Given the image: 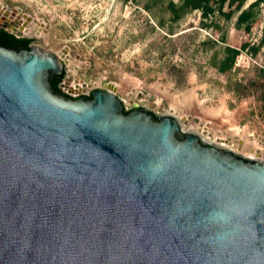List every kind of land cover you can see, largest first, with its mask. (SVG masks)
<instances>
[{
	"label": "water",
	"instance_id": "1",
	"mask_svg": "<svg viewBox=\"0 0 264 264\" xmlns=\"http://www.w3.org/2000/svg\"><path fill=\"white\" fill-rule=\"evenodd\" d=\"M27 45L0 42V264H264L263 157L110 83L68 96Z\"/></svg>",
	"mask_w": 264,
	"mask_h": 264
},
{
	"label": "rangeland",
	"instance_id": "2",
	"mask_svg": "<svg viewBox=\"0 0 264 264\" xmlns=\"http://www.w3.org/2000/svg\"><path fill=\"white\" fill-rule=\"evenodd\" d=\"M167 2L168 0H0V6H6L7 10L21 8V12L30 17L31 23L42 24V36H24L40 40L48 50L57 55L65 48L67 71L76 80L92 84L94 89H106L108 83L114 85V92L124 100V108L128 106L129 110L146 106L160 111L165 106V100L184 99V103L189 101L188 92L183 98L174 92V89L187 84L189 77L184 74L185 67L178 66L184 59L177 50L184 43L178 37L167 36L161 31L158 37L151 34L146 22H156V17L153 12L141 8L166 6ZM146 31H149L148 37ZM158 40H164L163 66L167 68L165 76H159L164 78V84L160 87L164 102H161L160 107L157 100L160 96L149 87V83L158 76L146 71L147 67L157 63L154 46L158 44ZM262 44L259 42L258 46ZM185 47L186 45H181V49ZM259 55L253 54L255 62L245 56L237 57L238 74L231 79L235 93L248 95L261 88L264 74H260L258 70L262 68L259 64H264V58ZM260 77L262 79H258ZM205 78L211 85L213 79L217 81L218 77L206 75ZM208 91L205 90L201 96L204 105H209L216 98V91ZM259 119L222 126L206 117L199 124L209 121L207 125L213 135H232L235 146V140L244 138L263 150L264 137L259 135H264V116ZM195 124L198 125L193 120L191 125L200 127Z\"/></svg>",
	"mask_w": 264,
	"mask_h": 264
},
{
	"label": "crops",
	"instance_id": "3",
	"mask_svg": "<svg viewBox=\"0 0 264 264\" xmlns=\"http://www.w3.org/2000/svg\"><path fill=\"white\" fill-rule=\"evenodd\" d=\"M192 2L196 4L192 6ZM263 2L264 0H187L186 3V0H168L166 6H141L143 10L153 12L156 17V22H146L151 34L158 37L161 31L167 36L178 37L184 43L181 45H186L183 49L179 45L177 51L184 59L178 66L185 67L184 74L189 76L188 81L180 89H174V92L182 98L188 92L189 101L184 103V99L165 100L163 106L166 110L171 109L178 116L187 114L193 120L201 122L209 117L222 126L249 123L251 119L256 121L264 116V82L260 84L259 91L253 90L248 95L235 93L231 85L232 77L239 70L236 66L239 54L235 50L242 48V44L250 45L249 36L253 29L263 24L260 7ZM169 3L173 6H168ZM148 33L146 31L147 37ZM163 37L165 40V36ZM262 38L263 44L253 47L256 48L255 56L261 54L264 58V32ZM164 40H158V44L154 46L157 63L146 70L158 76L149 83L152 92L160 96L159 98L155 94L158 106L164 102L160 94L164 78L159 76H165L167 71L163 66ZM258 71L264 74V68H259ZM206 75L218 77L217 81L213 79L210 85ZM212 86L216 87L210 89ZM205 90L216 91V98L209 105H204L201 99ZM231 96H235V99Z\"/></svg>",
	"mask_w": 264,
	"mask_h": 264
},
{
	"label": "bare ground",
	"instance_id": "4",
	"mask_svg": "<svg viewBox=\"0 0 264 264\" xmlns=\"http://www.w3.org/2000/svg\"><path fill=\"white\" fill-rule=\"evenodd\" d=\"M0 22H6L7 24H9L8 27L12 30H15L16 32L18 31L19 35L25 34V35H32V36L40 37L44 34L42 24L31 23L30 17L26 16L23 12L19 13V10H7L4 7L0 6ZM60 55H62L64 59L67 58L66 54L61 53ZM71 68L72 67L70 66V69ZM69 82H70V79L67 80L66 87L69 90H71L72 92H75V91L80 92L81 90H84V89L86 90L90 86L89 84L84 85V82L76 80V88L74 90L73 89L74 87H72L69 84ZM112 86L114 89H116V87L114 85H112ZM183 116H184L185 120L187 121V124H186L187 126L191 125L193 123V119L190 116H188L186 114ZM194 121H196L197 124L199 125V121H197V120H194ZM198 125H196V126H198ZM205 128H207V127H205ZM203 131L206 134L205 138L208 139L209 133L207 132L206 129H203ZM215 138L218 139L219 142H225V141L226 142H233L234 141V138L232 135H230V136L216 135ZM235 144L237 146V149H232V150L238 151V149H239L240 151L242 150V152L246 151L247 155L250 157H256V156H259L260 154H264V150L260 149L259 147H257L254 144H250L244 138H240V139L235 140Z\"/></svg>",
	"mask_w": 264,
	"mask_h": 264
},
{
	"label": "built area",
	"instance_id": "5",
	"mask_svg": "<svg viewBox=\"0 0 264 264\" xmlns=\"http://www.w3.org/2000/svg\"><path fill=\"white\" fill-rule=\"evenodd\" d=\"M261 18H262V20H263V24H261L260 26H258V27H256V28H254L253 29V31H252V33H251V35L249 36V44H250V46H253V45H257L260 41H261V39H262V37H263V32H264V2L261 4ZM205 33L206 34H208L209 35V32H207V31H205ZM25 35V34H24ZM24 35H21V36H19V35H16V36H18V37H26V36H24ZM29 38V37H28ZM59 56V58L61 59V61H62V64H63V67H64V75H63V77H62V79L59 81V86L61 87V89H62V92L64 93V94H66V95H68V96H71V97H73V98H76V97H80V96H89L91 93H92V91H94V90H96V89H94L95 88V86H93L92 84H90V86L85 90H81L80 92H72L71 90H69L67 87H66V82H67V80L68 79H70V82H69V84L72 86V87H74L73 89L75 90V88H76V79L74 78V76H71L70 74H69V72L67 71V60H65L63 57H61V55H58ZM238 56H245L246 58H248V59H250V60H253L254 62H255V60H254V58H253V54H252V51H250V49L249 48H246V49H244V50H241L240 51V53H239V55ZM260 65V67H262V68H264V64H259ZM65 71H67V74L65 75ZM72 77V78H71ZM84 81V80H83ZM85 84H87V82H85L84 81V85ZM107 89V88H106ZM123 100V99H122ZM138 102V101H137ZM123 104H124V100H123ZM139 106V105H138ZM125 109H127V110H129L128 109V106L125 108ZM165 109V108H164ZM151 110V109H150ZM166 110V109H165ZM153 113H155V114H158L160 111H158V110H151ZM207 124H209V121L208 122H204V123H200L199 125H200V127H193V126H191V125H186L187 127H189V128H192V129H195V130H198L200 133H203L204 134V136H206V134H205V132L203 131V129H206L207 130V132L209 133V136H208V140H210V141H214V142H218V143H220V144H222V145H225V146H227V147H229V148H231V149H237V146H235L232 142H219V140L218 139H216L215 138V136L216 135H213L212 134V132H210L209 131V127H208V125ZM205 127H207V128H205ZM221 135H223V134H221ZM260 149H262V148H260ZM264 150V149H263ZM237 152H239V151H237ZM241 154H243L244 156H248L247 155V153L246 152H244V153H241ZM259 156H261V157H263L264 158V154H260Z\"/></svg>",
	"mask_w": 264,
	"mask_h": 264
},
{
	"label": "trees",
	"instance_id": "6",
	"mask_svg": "<svg viewBox=\"0 0 264 264\" xmlns=\"http://www.w3.org/2000/svg\"><path fill=\"white\" fill-rule=\"evenodd\" d=\"M186 3H187V0H186ZM195 4H196L195 2L191 3L192 6H194ZM168 6H173V4L169 3ZM262 39H261V41H262ZM31 40H33V39L32 38H28V37H18L15 34H13L11 32H8L4 28L0 27V42L5 44V45H9V46H12L14 48L27 49V48H29L27 43H29ZM241 46H242V48H240L239 50H235V53L239 54L241 50H244L246 48H249V49L251 48L252 49V54H254L255 49H256L254 47H251L248 44H242ZM63 75H64V71L61 74L55 75L53 77V85H54L56 90H58L57 86H58L59 81L62 79ZM90 96H91V94L89 96H87V97H90ZM124 111L128 112L129 110L124 109Z\"/></svg>",
	"mask_w": 264,
	"mask_h": 264
},
{
	"label": "flooded vegetation",
	"instance_id": "7",
	"mask_svg": "<svg viewBox=\"0 0 264 264\" xmlns=\"http://www.w3.org/2000/svg\"><path fill=\"white\" fill-rule=\"evenodd\" d=\"M58 91H60V92H62V89H61V87L59 86V83H58ZM63 93V92H62ZM155 114V113H154Z\"/></svg>",
	"mask_w": 264,
	"mask_h": 264
}]
</instances>
